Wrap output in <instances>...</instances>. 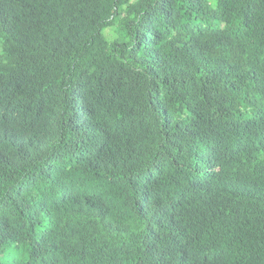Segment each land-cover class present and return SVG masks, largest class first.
<instances>
[{
  "label": "trees",
  "instance_id": "1",
  "mask_svg": "<svg viewBox=\"0 0 264 264\" xmlns=\"http://www.w3.org/2000/svg\"><path fill=\"white\" fill-rule=\"evenodd\" d=\"M0 264H264V0H0Z\"/></svg>",
  "mask_w": 264,
  "mask_h": 264
}]
</instances>
